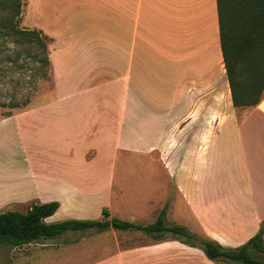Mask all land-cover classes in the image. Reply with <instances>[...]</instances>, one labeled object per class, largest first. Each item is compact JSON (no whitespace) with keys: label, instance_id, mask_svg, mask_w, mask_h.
I'll list each match as a JSON object with an SVG mask.
<instances>
[{"label":"crops","instance_id":"1","mask_svg":"<svg viewBox=\"0 0 264 264\" xmlns=\"http://www.w3.org/2000/svg\"><path fill=\"white\" fill-rule=\"evenodd\" d=\"M25 1L24 26L51 39L54 88L45 103L0 107V213L58 202L67 220L117 205L168 215L172 189L202 236L235 248L257 234L264 96L233 105L217 0Z\"/></svg>","mask_w":264,"mask_h":264},{"label":"trees","instance_id":"2","mask_svg":"<svg viewBox=\"0 0 264 264\" xmlns=\"http://www.w3.org/2000/svg\"><path fill=\"white\" fill-rule=\"evenodd\" d=\"M25 0H0V77L18 73L30 74L32 88L9 104L0 107L26 108L42 81H52L49 58L51 39L42 31L23 26ZM221 49L229 81L233 105L253 107L264 96V0H217ZM59 209L58 202L32 204L23 213H0V246L22 247L40 240L55 239L66 232L94 230L97 233H141L155 243L177 241L201 250L212 262L220 264H264V224L257 234L235 248L169 224L168 204L152 224L143 225L111 218L108 209L98 220H64L47 223Z\"/></svg>","mask_w":264,"mask_h":264},{"label":"rangeland","instance_id":"3","mask_svg":"<svg viewBox=\"0 0 264 264\" xmlns=\"http://www.w3.org/2000/svg\"><path fill=\"white\" fill-rule=\"evenodd\" d=\"M25 19L26 24L29 25L28 11H26ZM31 82L32 79L28 72L23 77L18 73H7L4 78L0 77V103L8 105L11 97L16 96L19 98L21 95L26 94L32 88ZM53 88V81L40 82L36 93L26 108L50 100L53 96ZM1 108H3L4 114H12L23 109H12L9 106ZM120 162L121 160H119V164ZM137 176L142 175L140 173ZM124 179L127 181L128 179L135 180L127 177ZM136 193V196L142 200L145 194L141 190H137ZM167 197H169L170 204L167 215L168 223L183 225L192 232L201 235L199 226L191 221L188 210L171 206L173 205L171 200L172 189H170ZM67 211L73 213L74 210H60L45 221L56 223L67 220V217H65ZM110 212L111 218L114 217L143 225L153 223L158 215V212H156L152 215L135 216L132 214L135 210L118 205L113 207ZM127 250L133 252L128 255L123 253ZM120 253L123 254L120 255L122 261L119 264H217L210 261L198 249H190L175 242L155 243L151 238L141 233L113 230L104 233H97L94 230L66 232L55 239L40 240L17 248L3 245L0 246V264H92ZM82 254H85V258L80 256Z\"/></svg>","mask_w":264,"mask_h":264}]
</instances>
